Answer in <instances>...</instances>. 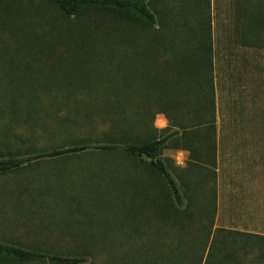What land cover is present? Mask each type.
Segmentation results:
<instances>
[{"label":"rangeland","instance_id":"obj_1","mask_svg":"<svg viewBox=\"0 0 264 264\" xmlns=\"http://www.w3.org/2000/svg\"><path fill=\"white\" fill-rule=\"evenodd\" d=\"M185 1L197 5L198 17L210 21L213 31L219 223L257 227L264 194V31L257 45L252 34L242 35L237 12L242 0ZM260 2L264 17V0ZM128 18L97 8L70 16L53 0H0V158L34 156L0 172V242L84 254L83 264H198V222L184 236V242L197 240L178 250L177 232L169 224L157 229L154 217L147 216L155 199L169 194L148 158L95 147L37 156L101 142L107 123L100 116L107 101L149 106L155 100L138 93L143 82L135 68L140 69L143 58H130L134 51L77 50ZM156 110L150 107L146 126L162 131L169 122L164 113L152 115ZM135 125L136 132L145 128ZM162 159L180 185L187 181L198 187L187 150L166 146ZM143 201L149 207L141 214L122 212L123 203L138 207ZM181 250L184 259L175 260L174 253ZM0 264L56 263L0 256Z\"/></svg>","mask_w":264,"mask_h":264},{"label":"trees","instance_id":"obj_2","mask_svg":"<svg viewBox=\"0 0 264 264\" xmlns=\"http://www.w3.org/2000/svg\"><path fill=\"white\" fill-rule=\"evenodd\" d=\"M65 14L73 16L85 9H106L129 15L123 23L106 30L104 37L77 50L95 51L98 46L109 50L134 51L130 58H143L140 69L143 92L153 95L149 106L142 103L105 102L100 119L107 130L98 143L83 142L68 148L45 151L37 156H58L92 147L148 158L150 165L163 177L169 194L156 198L154 209L147 216L154 217L157 229L169 224L177 232L175 248L191 245L197 236L184 242L189 225L198 222V241L201 247L198 264H264V234L234 227L216 226L218 211L217 167L221 151L217 127L215 47L210 21L198 17L195 5L185 0L175 5L158 0H53ZM237 10L242 17V35L247 34L257 45L262 40L264 17L260 0H242ZM244 19V22H243ZM244 24V25H243ZM97 48V49H96ZM122 59L127 56L122 55ZM134 71L133 76L136 75ZM134 77H137L134 76ZM154 105L156 113H164L169 126L166 129L146 126L145 118ZM91 109L94 103L87 105ZM132 109V114L129 110ZM90 115V114H89ZM88 115V116H89ZM134 117L137 120H132ZM144 126L136 132L134 126ZM166 146L183 148L195 174V184H179L162 159ZM34 156L0 158V172L10 171ZM152 199V198H151ZM128 204V203H127ZM122 204L123 213L141 214L148 208L143 201L134 206ZM206 250L208 251L206 253ZM175 252V251H173ZM185 251L175 252V260H183ZM0 256L19 260L48 259L56 264H83L87 256L63 255L35 250L8 242H0Z\"/></svg>","mask_w":264,"mask_h":264},{"label":"crops","instance_id":"obj_3","mask_svg":"<svg viewBox=\"0 0 264 264\" xmlns=\"http://www.w3.org/2000/svg\"><path fill=\"white\" fill-rule=\"evenodd\" d=\"M220 192L218 193V211H217V216H216V226H223V227H228L227 225L220 224L219 223V217H220V212H221V202H220ZM259 218H260V223L257 227H244L241 228L243 230H249V231H254V232H260L264 234V194L261 195V200L259 204Z\"/></svg>","mask_w":264,"mask_h":264}]
</instances>
